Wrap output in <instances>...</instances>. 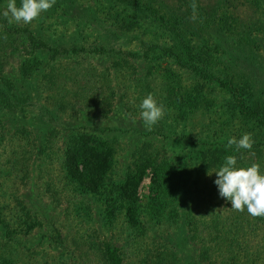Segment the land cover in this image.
<instances>
[{
	"label": "rangeland",
	"instance_id": "1",
	"mask_svg": "<svg viewBox=\"0 0 264 264\" xmlns=\"http://www.w3.org/2000/svg\"><path fill=\"white\" fill-rule=\"evenodd\" d=\"M253 1L196 0L209 22L228 17L209 38L201 21L177 19L192 0H56L30 24H9L0 0V264L264 261V217L230 208L214 183L228 155L264 175V127L170 54L180 48L172 28L204 43L208 69L246 83L264 117V4ZM148 94L165 109L151 131L139 107ZM245 133L251 150L226 147ZM83 134L102 145L96 189L66 177V146ZM229 214L256 246L238 250L236 239V257L223 245L231 228L198 221Z\"/></svg>",
	"mask_w": 264,
	"mask_h": 264
},
{
	"label": "trees",
	"instance_id": "2",
	"mask_svg": "<svg viewBox=\"0 0 264 264\" xmlns=\"http://www.w3.org/2000/svg\"><path fill=\"white\" fill-rule=\"evenodd\" d=\"M124 2H130V0H124ZM262 4H264V0H254L251 5L258 9ZM193 15H195L196 17L194 20L195 23L201 21L200 24L196 26L197 29L203 35H205V33L208 34L209 38L212 36L209 34L213 32V30L214 32L216 31V26L218 25L219 28L220 26L222 27V25L227 23L226 19H228L225 13H221L220 15L217 14L215 16V18L217 19L214 20V23H211L209 21L212 20L207 19L208 12L200 7H196L195 13L193 12L192 7H190L189 9L185 10L182 16H178L177 19L179 21H185L187 18L193 20ZM209 23L211 24L208 25ZM172 31L175 32L176 38L180 44V48L177 51L171 50L170 54L184 59L183 62L189 64L188 68L191 69L192 72H194V75H201L209 81L218 82L221 87H223L225 90H228V93L231 95L234 101L233 107L238 110L241 115H243L245 118L255 120L258 124L260 123V125L264 127V117L261 114V107H256L248 102V99H250L251 90L246 85V83L242 81H240L239 83L226 82L220 79L219 76H214L215 74L207 67V62L212 58V55L207 53V46L203 43L200 49L194 48L193 46L185 42L183 31H179L177 28H172ZM194 50H198V53H195ZM101 151V143H99L96 139L89 137L88 135L83 134L78 136L77 138H73L71 142L67 144L65 152L66 158L64 160V168L67 179L70 182H74L76 185L83 187V189H96L99 185V182H102V178L100 175V172L102 171V167L100 166V159L103 158L104 154ZM140 180L141 176L139 174L135 178L132 186H130L132 190L134 189V187L136 188L138 186ZM245 213L248 212L246 211ZM237 218V214H233V216L230 215V217L226 218V223L221 225L220 223L222 222L218 217H201L198 219V221L201 223H215V226L210 229L211 231L221 230L223 229L224 225H226L228 229L231 228L234 234L229 236L228 243L223 245L226 246V252L228 251L229 254L235 256L234 251L230 248L234 247V241L236 239H238L240 243L238 245V250L244 247L249 248V245H251L252 247L255 246L254 241H250L248 239L244 242L242 241V238L237 235L239 234L240 228H243V226L239 227V225H244L243 222L240 223ZM6 227V234H8L9 227L8 225H6ZM228 229L226 230L224 228L223 232L220 235L228 236ZM250 255L252 256V254ZM250 255L248 253L245 255V257H248L244 259L245 264H264L263 259H260V261L258 260V262H254Z\"/></svg>",
	"mask_w": 264,
	"mask_h": 264
},
{
	"label": "clouds",
	"instance_id": "3",
	"mask_svg": "<svg viewBox=\"0 0 264 264\" xmlns=\"http://www.w3.org/2000/svg\"><path fill=\"white\" fill-rule=\"evenodd\" d=\"M56 0H21L18 7L16 0H8L3 17L9 24H30L38 19L43 12H47L54 6ZM195 13L197 4L192 0L190 5ZM195 15L192 19L195 20ZM4 39H7L6 35ZM141 118L145 127L151 131L164 116L165 109L159 105L152 94H148L140 103ZM254 144L252 133H245L238 140L229 138L226 147L235 146L240 149L251 150ZM237 156L228 155L218 170L215 171V185L218 187L219 196L230 201L235 211L243 212L245 208L252 217H264V175L260 173V165L252 163L247 168L236 167ZM211 174V173H209Z\"/></svg>",
	"mask_w": 264,
	"mask_h": 264
}]
</instances>
